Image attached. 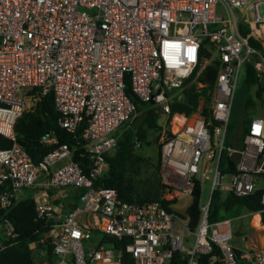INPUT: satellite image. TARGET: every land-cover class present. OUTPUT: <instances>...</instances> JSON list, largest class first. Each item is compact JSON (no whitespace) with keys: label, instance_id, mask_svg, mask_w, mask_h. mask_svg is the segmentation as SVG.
<instances>
[{"label":"built area","instance_id":"2783aa9c","mask_svg":"<svg viewBox=\"0 0 264 264\" xmlns=\"http://www.w3.org/2000/svg\"><path fill=\"white\" fill-rule=\"evenodd\" d=\"M250 36L264 49V0H0V135L11 139L0 147V248L16 234L6 213L22 188L36 187L34 220L45 225L56 210L49 189L73 186L82 187L79 203L31 243L34 253L49 242L54 264H123L119 249L103 236L122 239L129 264H198L197 256L206 253H212L206 264H264V243L237 246L232 217H207L215 188L238 195L260 188L264 204V115L249 119L242 144L224 143L245 61L255 68L264 107V52L248 43ZM204 39L220 64L210 90L212 120L199 110L185 115L169 108L168 90L192 71ZM125 75L133 93L152 100L165 116L158 147L160 201H123L114 188L94 185L116 130L136 114L124 91ZM48 91L57 124L71 132L80 127L85 170L54 131L40 134L39 142L52 148L36 163L14 139L15 119ZM221 149L233 157L234 172L219 170ZM210 169L202 202L201 177ZM196 180L199 217L190 229L189 203L183 210L176 204L192 200Z\"/></svg>","mask_w":264,"mask_h":264},{"label":"trees","instance_id":"16d2710c","mask_svg":"<svg viewBox=\"0 0 264 264\" xmlns=\"http://www.w3.org/2000/svg\"><path fill=\"white\" fill-rule=\"evenodd\" d=\"M239 30L242 34L247 31L245 23H239ZM247 40L250 45L264 52L260 43L253 37L250 36ZM207 42V39L202 41L198 61L192 71L182 78L179 86L168 90V94L171 96L169 100L170 112L189 115L199 110L206 118L212 120L209 106L210 90L220 64L217 55L210 48L203 46ZM203 60L206 62L200 67ZM243 75L245 84L248 87H253L254 98L247 96L244 99V116L235 130L228 119L224 136L226 144H231L233 141L242 144V137L246 133L247 123L251 118L250 114L260 116L254 109L257 106H263L261 86L257 81L251 60L244 62ZM197 82H200L201 85H197ZM124 91L133 102L136 114L132 121H125L116 132V141L112 149L104 153L106 168L101 175L94 178V185L114 188L119 199L123 201H160L163 184L159 174L158 153L157 157H153L143 151L144 146L151 143L149 132L161 129V124L157 121L160 112L152 100L140 99L133 93L127 75L124 77ZM201 96H203V101L197 108ZM57 114L58 112L53 106L52 94L48 91L33 107L23 111L15 119L13 123L14 139L24 148L32 162L36 163L52 148V145L39 142L40 134L47 130L54 131L60 141L68 144L72 158L85 170L87 165L86 150L85 143L80 137V127L72 132L66 131L57 124ZM166 123H168L167 119ZM167 133L170 131L167 130ZM134 137L139 140L137 146H134ZM10 142L11 139L0 135V147L7 146ZM218 168L222 173H231L235 170L233 157L229 156L224 149H221L218 155ZM35 189L36 187L30 188L31 193ZM81 191V189L77 190L75 195L79 196ZM260 191V188H256L248 194L238 195L231 189H213L209 200L208 219L213 220L244 212L258 211L260 221L264 224V204L260 200ZM193 195L185 210L190 229L195 227L199 217L197 180ZM161 202L166 204L169 201L163 199ZM6 214L13 223L16 234L13 238L6 240L4 247L0 248V264H38V260L32 252L31 243L38 239L40 232L49 227L48 223L51 221L44 225L34 220V200L31 194L18 198ZM102 240L110 242L114 248L119 249L118 259L121 263H131L129 253L122 251V239L103 236ZM38 246L47 263L54 264L55 256L51 252V244L46 242L45 246L41 244ZM213 252H216L215 248ZM211 255L212 253L199 254L197 256L198 264H206Z\"/></svg>","mask_w":264,"mask_h":264},{"label":"rangeland","instance_id":"374dc122","mask_svg":"<svg viewBox=\"0 0 264 264\" xmlns=\"http://www.w3.org/2000/svg\"><path fill=\"white\" fill-rule=\"evenodd\" d=\"M258 12H259V14L263 13L262 5L258 6ZM242 53H243V51H241L240 55ZM205 62H206V60H203L201 62L200 67ZM200 67H199V69H200ZM197 72H196V74H197ZM257 81H258V77H257ZM247 96L254 98L253 87L252 86L248 87L244 82L243 64H242L240 71L237 74L235 87H234L233 95H232L231 106H230L229 122H230L233 130L236 129V126L239 125L241 123V120L243 119V116H244L243 101ZM254 110L257 112V115H260V116L264 115V107L263 106H257ZM159 116H160V119L158 122H159V124H161V122L163 120V116L161 115V113H159ZM250 116L252 117V114H250ZM171 127H172V129H175L177 126H176V124L175 125L171 124ZM119 128H121V126ZM149 139H150L151 143L149 145L144 146L143 151L148 155H151L153 157H157L159 140H160V131H158V130L152 131L151 130L149 132ZM231 144H235L238 146L239 142L233 141ZM204 174L206 175V177H203V176L201 177L202 188H201L200 199L202 202L206 201L207 197H208V191H209V186H210L211 177H212V170L211 169L206 170ZM259 184L264 186V180H261ZM73 188L74 187H72V186H65L61 189L62 190H67V189L72 190ZM28 194H31L30 188L29 187L28 188H22L20 190L18 197L26 196ZM189 201H190V199L188 197L183 198V199L177 201L176 206L179 210H183V208L185 207V205H187L189 203ZM254 214H257V213H254ZM230 217H232V221H231L232 242L234 241L235 243H238V244L241 243V239H240L241 233L243 235H246V234L249 235L253 232L254 234H252V236L253 235L258 236V234L256 232H260V231L255 230L254 228L251 227V225H252L251 218L249 219L248 216L243 215V213H240L239 215H235V216H230ZM259 237H261V236L259 235ZM105 243L108 244V242H105Z\"/></svg>","mask_w":264,"mask_h":264},{"label":"crops","instance_id":"0c3cea01","mask_svg":"<svg viewBox=\"0 0 264 264\" xmlns=\"http://www.w3.org/2000/svg\"><path fill=\"white\" fill-rule=\"evenodd\" d=\"M160 113L163 116V120H164V118H165L164 114L162 112H160ZM159 119H160V116L158 117L157 121H159ZM163 120H162V122H163ZM172 124L175 125L174 122ZM120 126H122V125H120ZM118 129L116 130V132L118 131ZM79 189L82 190V187H74L72 190H70V189L62 190L61 188L50 189L49 194L52 195L51 200H52L54 207L56 209L54 217L52 218L51 221L56 222V221L61 220L62 215L68 209H70L71 207L74 206L73 203H75V205L79 203V196L75 195V192ZM243 215L248 216L249 219L251 218V223H252L251 227L254 228L255 230L260 231L261 233L256 232L258 234V236H256V235L252 236V234H254L253 232L249 235L248 234L243 235L241 233L240 234L241 243L238 244V243H235L234 241H233V243L237 246H249V247L258 246V245L264 243V229H262L264 224H262L260 222L261 227L258 228V226H257V221L259 220V214L258 213L254 214L253 218L249 215L244 214V213H243ZM259 235L261 237H259ZM33 254L36 256V259L38 260V264H48L47 260L43 257V253L41 250H36V251H34Z\"/></svg>","mask_w":264,"mask_h":264},{"label":"bare ground","instance_id":"6f19581e","mask_svg":"<svg viewBox=\"0 0 264 264\" xmlns=\"http://www.w3.org/2000/svg\"><path fill=\"white\" fill-rule=\"evenodd\" d=\"M254 214V213H253ZM253 214H252V216L251 217H253ZM257 226H258V228H260L261 227V225H260V223H259V220L257 221Z\"/></svg>","mask_w":264,"mask_h":264}]
</instances>
